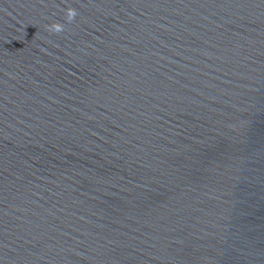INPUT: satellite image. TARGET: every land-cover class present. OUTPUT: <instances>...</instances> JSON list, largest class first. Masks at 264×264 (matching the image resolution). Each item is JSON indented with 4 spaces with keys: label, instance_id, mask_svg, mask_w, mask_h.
<instances>
[{
    "label": "water",
    "instance_id": "water-1",
    "mask_svg": "<svg viewBox=\"0 0 264 264\" xmlns=\"http://www.w3.org/2000/svg\"><path fill=\"white\" fill-rule=\"evenodd\" d=\"M0 264H264V0H0Z\"/></svg>",
    "mask_w": 264,
    "mask_h": 264
},
{
    "label": "clouds",
    "instance_id": "clouds-1",
    "mask_svg": "<svg viewBox=\"0 0 264 264\" xmlns=\"http://www.w3.org/2000/svg\"><path fill=\"white\" fill-rule=\"evenodd\" d=\"M78 11L76 8L74 7H69L66 10V20L68 22H72L74 20V18L77 16ZM48 30L50 32H54V33H60L64 30L65 25L63 23L60 22H54L51 25H48Z\"/></svg>",
    "mask_w": 264,
    "mask_h": 264
}]
</instances>
